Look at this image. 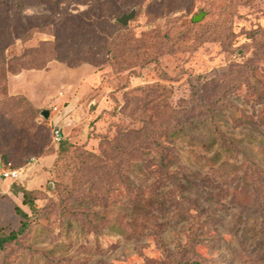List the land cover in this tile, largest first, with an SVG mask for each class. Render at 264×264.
Returning a JSON list of instances; mask_svg holds the SVG:
<instances>
[{
  "label": "rangeland",
  "instance_id": "1",
  "mask_svg": "<svg viewBox=\"0 0 264 264\" xmlns=\"http://www.w3.org/2000/svg\"><path fill=\"white\" fill-rule=\"evenodd\" d=\"M38 1L22 13L56 21ZM102 1L59 6L93 20L110 13ZM134 2L119 14L135 9L133 65L51 60L20 69L11 58L53 41L47 32L0 57V154L20 169L16 180L0 174L5 234L20 225L12 183L37 198L0 264H264V0ZM55 128L79 147L53 166ZM105 138L135 152L125 184L110 190L100 171L95 192L82 150L100 154ZM87 207L95 212L82 213Z\"/></svg>",
  "mask_w": 264,
  "mask_h": 264
},
{
  "label": "trees",
  "instance_id": "2",
  "mask_svg": "<svg viewBox=\"0 0 264 264\" xmlns=\"http://www.w3.org/2000/svg\"><path fill=\"white\" fill-rule=\"evenodd\" d=\"M28 1L30 0H0V57L5 56L7 47L12 46L17 40L23 42L30 40L35 32H47L53 35L55 39L49 43L43 42L37 48H29L21 55L12 57L11 60L17 61L20 69L46 68L47 62L51 60L65 63L70 67L80 66L84 63L99 66L105 59L113 61L115 65L117 62L122 63L123 68L131 65V63L133 65L141 57L139 52L133 54L130 46H128L129 42H133L132 38H127L130 34L127 31L128 23L123 24L118 20L123 15L119 16V14L126 8L138 5V2H134L135 0H104L101 4H108L110 13L104 15V11L99 10L93 20L90 16L82 17L86 13L75 14L67 8H60L59 5L62 0H39V3L49 5L51 12L58 18L56 21L50 14L24 15L22 10ZM113 19L115 20L111 22ZM40 56H44V58H39ZM116 60L118 61L114 63ZM17 71L19 70L13 72ZM216 131L219 132L218 129ZM218 135L224 144L223 134L219 132ZM139 143H141L140 147L145 144L147 145L145 147H149V142L146 139H141ZM57 144L59 147L53 166L58 165L71 148L79 147L74 146L64 138ZM152 145L161 149L162 152L165 151L164 148L166 147L161 142L156 145L155 141L152 140ZM103 147L100 154L82 150L85 155V168L94 170V174L88 177L87 182L92 183L90 187L95 192H98L99 189L94 188L93 181H95L94 177H98L100 171L110 177V179L105 180L110 190L125 184V168L129 166L135 152L134 148L130 151L129 149L123 150V146L117 139H103ZM162 159L161 166H164L165 158ZM0 161V167H14L7 160L6 152L0 154ZM12 186L18 188V194L22 195L14 207L15 213L20 217V225L17 230L8 234H5L0 226V250L6 244L18 239L28 229L30 215L27 210L33 213L37 209L35 190L17 186L16 182L12 183ZM71 189H65L66 193H71ZM94 199H97V196H94L93 200L91 199L93 204ZM82 210V213L87 210L95 212L92 207ZM202 261L204 262L203 259ZM187 263L200 264V262H193L190 259Z\"/></svg>",
  "mask_w": 264,
  "mask_h": 264
},
{
  "label": "built area",
  "instance_id": "3",
  "mask_svg": "<svg viewBox=\"0 0 264 264\" xmlns=\"http://www.w3.org/2000/svg\"><path fill=\"white\" fill-rule=\"evenodd\" d=\"M62 139H63L62 131L59 128H55L53 131V140L58 143ZM1 175L4 178L16 180L20 175V169H15L12 167H1Z\"/></svg>",
  "mask_w": 264,
  "mask_h": 264
},
{
  "label": "water",
  "instance_id": "4",
  "mask_svg": "<svg viewBox=\"0 0 264 264\" xmlns=\"http://www.w3.org/2000/svg\"><path fill=\"white\" fill-rule=\"evenodd\" d=\"M134 14H135V9H132L129 13L123 14L121 17H119L118 20H119V22H121L123 24H127L129 22V20L133 18ZM202 16H203V14L195 16L194 21L201 20ZM44 116L45 117L49 116V110H46L44 112Z\"/></svg>",
  "mask_w": 264,
  "mask_h": 264
},
{
  "label": "crops",
  "instance_id": "5",
  "mask_svg": "<svg viewBox=\"0 0 264 264\" xmlns=\"http://www.w3.org/2000/svg\"><path fill=\"white\" fill-rule=\"evenodd\" d=\"M0 188H1V184H0ZM2 190V189H1ZM2 193H3V191H2Z\"/></svg>",
  "mask_w": 264,
  "mask_h": 264
}]
</instances>
